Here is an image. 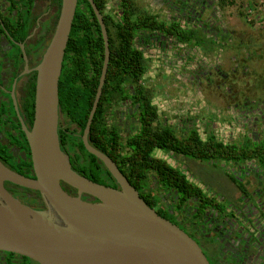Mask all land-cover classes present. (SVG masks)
<instances>
[{"label": "flooded vegetation", "instance_id": "1", "mask_svg": "<svg viewBox=\"0 0 264 264\" xmlns=\"http://www.w3.org/2000/svg\"><path fill=\"white\" fill-rule=\"evenodd\" d=\"M185 1L186 9H183L184 5L178 4L179 1L174 2L175 8L182 11L184 20L188 24L192 18L201 20L204 9L202 6L208 2ZM113 3V0H107L104 13L114 14ZM197 4H201L198 13H188V16L187 6L193 8ZM57 11L53 0H0V157L6 165L31 177L35 176V171L27 133L32 130L35 119L37 65L54 33L58 20ZM201 22L202 26L206 25L203 20ZM143 35L149 42H137V45L144 51L146 62L147 51L151 48L158 50L157 47H167V50H177L182 45L173 37L159 36L155 32H143ZM223 45L224 42L221 46L207 44V48L219 53L225 49ZM251 53H242L237 64L234 63L228 72L224 70L222 63H214L201 77L212 85L223 84L228 75H232L229 79L236 78L239 66H243L241 76L248 74L246 60ZM183 60L185 61L184 58ZM146 65L148 66L147 63ZM146 73L147 70L142 77L143 86L158 108L155 125L169 126L179 137H186L192 130H197L202 138L213 137L225 145H236L238 149L252 147L246 150V156H243L244 152L241 153L240 149L238 154H231L232 158L201 160L186 156L209 166L222 168L230 183L223 182L218 188L216 185H205L200 178L192 179L191 169L197 164L194 161H183L185 156L182 154L159 151L161 156L179 167L200 187L202 196L192 195L181 201L182 195L176 190L156 184L153 193L158 200L154 209L186 231L199 244L210 264H264V148H260L264 147L263 85L261 89L255 85L248 89L249 93L254 91V95L246 101V107L240 108L241 104L235 103L237 99H231L220 107L213 105L212 101L193 100L188 102L187 108L183 107L184 110L179 109L173 115L172 109L163 110V103L160 104L155 99L153 89L145 82ZM223 86L216 85L222 91ZM127 87L130 95L134 94L133 85L128 83ZM224 87L226 94L233 93L236 97L244 92L238 86L234 90V85ZM139 105L132 97L110 104L107 110L109 126L116 127L124 138L135 133L140 124ZM216 110L220 113L214 115ZM227 112L232 118L223 120L221 115H226L223 117L227 119ZM65 121L59 110L58 129L60 123L62 126ZM64 129L72 131L73 127ZM5 186L25 204L36 209L47 207L38 190L17 187L10 181H5ZM114 187H119L118 183ZM67 191L77 194V190L68 188ZM138 191L141 196L145 194V189ZM82 198L98 200L85 193ZM0 254V264H40L31 257L12 251L0 250ZM25 257L30 260L25 262Z\"/></svg>", "mask_w": 264, "mask_h": 264}, {"label": "water", "instance_id": "2", "mask_svg": "<svg viewBox=\"0 0 264 264\" xmlns=\"http://www.w3.org/2000/svg\"><path fill=\"white\" fill-rule=\"evenodd\" d=\"M89 2L101 27L105 56L82 139L119 187L79 173L61 149L59 79L78 5V0H62L54 33L37 65L35 119L27 133L35 176L11 168L0 157V250L40 264H210L199 244L151 207L116 161L89 142L110 59L103 14L94 0ZM5 181L38 190L47 207L36 209L21 202ZM62 181L75 187L77 194L69 193ZM84 193L98 200L84 199Z\"/></svg>", "mask_w": 264, "mask_h": 264}, {"label": "trees", "instance_id": "3", "mask_svg": "<svg viewBox=\"0 0 264 264\" xmlns=\"http://www.w3.org/2000/svg\"><path fill=\"white\" fill-rule=\"evenodd\" d=\"M94 1L103 14L108 31L110 59L101 98L89 132L90 144L115 160L137 190L145 189L142 197L153 208L158 200L153 193L156 184L176 190L182 195L181 201L192 195L202 196L200 187L179 167L161 156L159 151L208 160L232 158L231 154H238L240 149L241 153L244 152L243 156H246V150L252 147L238 149L236 145H225L213 137L202 138L197 130H192L186 137H179L171 127L155 125L158 108L143 86L142 77L147 70V62L144 51L137 45V42H149L143 32L173 37L176 42L189 45L194 38L192 31L195 29H190L187 21L183 23L180 19H171L166 22L154 13L140 11L135 0H118L114 14L104 13L107 0ZM53 3L58 8V18L62 0H53ZM182 5L186 9V3ZM188 7L187 15L195 10L194 6ZM104 56V38L97 16L89 0H78L59 79V110L66 119L62 126L60 123L59 140L76 171L94 181L115 186L117 182L114 176L103 161L86 149L82 139L96 96ZM128 83L133 85L132 95L128 92ZM129 97L140 104V124L135 133L124 138L116 127L109 126L107 110L110 104ZM70 126L73 127L72 131L64 129ZM62 185L66 190H77L63 181ZM1 257L0 254V260ZM24 259L25 262L30 260L28 257Z\"/></svg>", "mask_w": 264, "mask_h": 264}, {"label": "rangeland", "instance_id": "4", "mask_svg": "<svg viewBox=\"0 0 264 264\" xmlns=\"http://www.w3.org/2000/svg\"><path fill=\"white\" fill-rule=\"evenodd\" d=\"M113 1L114 11H116L118 0ZM178 1L181 5L187 3L185 0H135V3L140 11L155 13L166 22L171 19L185 21L182 11L175 8L174 2ZM206 2L208 4L202 6L204 9L200 16L206 25L202 26L201 20L192 18L189 28L195 30H191L194 38L192 37L189 45H179L177 50L157 47L158 50L151 48L147 51L148 66L145 82L153 89L155 99L160 104L163 103V110L172 109L173 115L177 114L175 112L179 109L187 108L188 102L193 100L212 101L213 105L220 107L225 106L231 99L234 101L237 99L235 103L241 104L240 108L246 107V101L254 95V91L251 90L249 93L248 89L252 85L260 89L262 85L264 87V0H206ZM200 5L195 6L192 14L198 13ZM193 42L202 49L194 46ZM223 42L225 49L219 53L207 48V44L221 46ZM242 53L245 55L251 53L246 60L248 74L241 76L243 66H239L236 78L229 79L232 75H228L223 84L212 85L201 77L203 72L211 69L214 63H222V67L228 72L234 63L237 64ZM237 55L238 57H235ZM216 85H234L233 90L238 86L239 90L244 92L236 97L233 93L226 94L224 86L222 91ZM219 113L218 110L214 111V115ZM223 116L221 115L223 120L232 118L228 112L227 119ZM182 159L189 163H192L191 161L197 163L192 169L189 167L193 173L192 179L200 178L205 185L211 187L216 185L217 188L223 182L230 183L224 170L219 166H209L186 156Z\"/></svg>", "mask_w": 264, "mask_h": 264}]
</instances>
